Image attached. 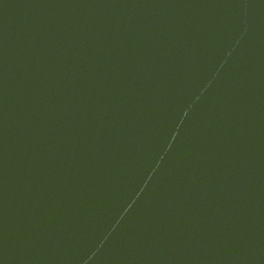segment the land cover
I'll return each instance as SVG.
<instances>
[{
    "label": "water",
    "instance_id": "water-1",
    "mask_svg": "<svg viewBox=\"0 0 264 264\" xmlns=\"http://www.w3.org/2000/svg\"><path fill=\"white\" fill-rule=\"evenodd\" d=\"M0 264H264V0H0Z\"/></svg>",
    "mask_w": 264,
    "mask_h": 264
}]
</instances>
